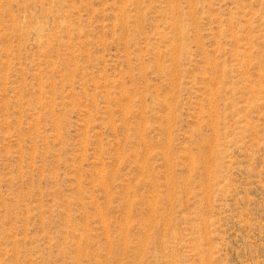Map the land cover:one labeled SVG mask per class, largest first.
Returning <instances> with one entry per match:
<instances>
[{"label":"rangeland","instance_id":"rangeland-1","mask_svg":"<svg viewBox=\"0 0 264 264\" xmlns=\"http://www.w3.org/2000/svg\"><path fill=\"white\" fill-rule=\"evenodd\" d=\"M0 264H264V0H0Z\"/></svg>","mask_w":264,"mask_h":264}]
</instances>
